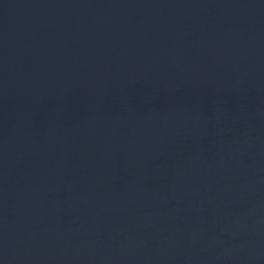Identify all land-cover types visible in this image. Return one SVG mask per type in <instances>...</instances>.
Segmentation results:
<instances>
[{
	"label": "water",
	"instance_id": "water-1",
	"mask_svg": "<svg viewBox=\"0 0 264 264\" xmlns=\"http://www.w3.org/2000/svg\"><path fill=\"white\" fill-rule=\"evenodd\" d=\"M0 264H264V0H0Z\"/></svg>",
	"mask_w": 264,
	"mask_h": 264
}]
</instances>
